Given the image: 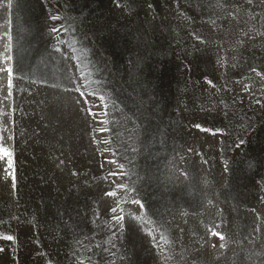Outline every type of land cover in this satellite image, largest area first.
Masks as SVG:
<instances>
[{"label":"rangeland","instance_id":"obj_1","mask_svg":"<svg viewBox=\"0 0 264 264\" xmlns=\"http://www.w3.org/2000/svg\"><path fill=\"white\" fill-rule=\"evenodd\" d=\"M0 146V264H264V0H0Z\"/></svg>","mask_w":264,"mask_h":264},{"label":"snow or ice","instance_id":"obj_2","mask_svg":"<svg viewBox=\"0 0 264 264\" xmlns=\"http://www.w3.org/2000/svg\"><path fill=\"white\" fill-rule=\"evenodd\" d=\"M53 19H55V17H53ZM9 71H11V70H9ZM11 156H12V153L10 151L4 149L3 146H0V159H5L6 160L7 165H8V169H12V167H13V162H12ZM111 211L115 212L116 209L113 208V209H111ZM7 238L9 240L13 239L12 236H8Z\"/></svg>","mask_w":264,"mask_h":264}]
</instances>
